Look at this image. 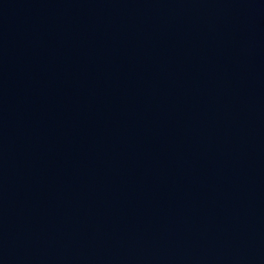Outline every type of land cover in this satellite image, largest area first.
Listing matches in <instances>:
<instances>
[{
    "label": "water",
    "instance_id": "water-1",
    "mask_svg": "<svg viewBox=\"0 0 264 264\" xmlns=\"http://www.w3.org/2000/svg\"><path fill=\"white\" fill-rule=\"evenodd\" d=\"M0 264H264V0H0Z\"/></svg>",
    "mask_w": 264,
    "mask_h": 264
}]
</instances>
